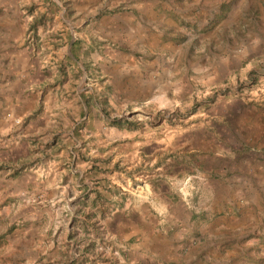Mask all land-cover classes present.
Listing matches in <instances>:
<instances>
[{"label": "rangeland", "instance_id": "obj_1", "mask_svg": "<svg viewBox=\"0 0 264 264\" xmlns=\"http://www.w3.org/2000/svg\"><path fill=\"white\" fill-rule=\"evenodd\" d=\"M141 1L0 0V84L44 96L0 123V264H128L139 231L176 256L184 229L215 264H264V0H173L195 10L162 11L157 44L95 43L102 16L150 22ZM73 37L83 80L57 51Z\"/></svg>", "mask_w": 264, "mask_h": 264}, {"label": "crops", "instance_id": "obj_2", "mask_svg": "<svg viewBox=\"0 0 264 264\" xmlns=\"http://www.w3.org/2000/svg\"><path fill=\"white\" fill-rule=\"evenodd\" d=\"M118 1L127 2V0H118ZM182 1H184L183 4L185 5L190 4L189 1L188 2H186V0H182ZM0 7H1V4H0ZM134 7L136 8L138 12L142 14L140 18L145 19L146 17L148 20H150V22H148L147 24L145 22L141 24L138 23L137 25L134 24L132 21L133 19L131 17V15L135 14V12L133 11L114 13L108 16H102V18H100L99 20H96L97 21L96 27L93 30L92 34L90 35L93 37L95 43L98 44L99 42L100 43L109 42L110 40H113V41L124 40L126 44L131 45L133 43L134 46L135 44L138 45L140 43H144V44L150 43L151 44L152 41H154L155 44H157L158 37L164 36L166 33L164 30H162L159 24L160 19L164 17L163 16L164 13H162V11L163 12L166 11V13L173 11L172 15L173 14L182 15V14H186V12L189 10V9L182 10V7L180 6V4H178V2H174L173 0H143L141 2H137L134 5ZM91 9H92L91 5L86 7L87 11L97 14V9H95L94 11H91ZM193 10H195L194 7L190 8L189 11H193ZM260 22H263V21L256 20L255 23H256V26L260 27V30H261L263 29V27L260 26L259 24ZM172 26H176V22L170 16L165 19V28L169 29ZM172 28L173 30H176V27H172ZM248 32H250V30H248ZM90 36L89 37L87 36V37L90 38ZM76 48H77V43H75L74 37H73L70 40L69 45H67L64 51L58 48H57L58 49L57 51L59 54V58L62 59L61 55H62V52H64V54L70 60V64L74 63L77 65V67L75 65L71 67L67 66L66 64L64 65V68L69 70L70 76L73 74L72 70L74 71V68H78V70L80 69L83 73V77L81 78L83 80L86 77V70L84 69L83 64H81L80 62H77L78 60L74 55ZM159 59L160 58H157V61H159ZM110 63L112 67L114 68L120 67V65L117 63H113V62H110ZM13 70L20 73L21 72L20 64L17 63ZM127 71H128L127 75H131V72L129 70H126V71L122 70L121 71L122 76H124V73ZM116 74L117 72L112 73V75H116ZM157 74L160 75L159 72ZM112 75L110 76V78L113 77ZM162 78L163 77H160L158 79L154 78L152 80L151 79L142 80L143 82L141 84H145V83L150 84L149 86H151V89L152 88L154 89L155 86L157 87L159 85ZM114 81H115V78H114ZM130 84L133 86L132 89L134 91L141 90V86L137 88L136 83L130 82ZM14 90H15V87L13 86V84H7V85H5V83L0 84V112H1L0 123L2 127L4 126L6 127L9 125V124H6L8 119L14 120L17 118L16 117L17 115L19 116V118H22L26 114H29V112L32 110L31 107L33 103L39 104V103H43L44 101L43 95H40L34 100L30 101L29 99H25L24 97H22L21 93L16 94ZM78 98L81 100L82 107L85 112V117H87L89 113V107L87 106V104L83 102L81 96H79ZM73 103L74 101L70 103L71 105L68 104L69 106L68 108H71ZM69 111H71V109H69ZM3 123H5V125ZM44 125L49 128L57 124L54 121L47 120ZM32 128L30 127L27 133L32 134V132L35 131ZM252 191L254 192L251 196V201L254 202V204H256V207H258V210L255 209L251 212L261 215V217H264V208L262 207L261 203H257L261 197V200L264 204V200L262 198V195H264V193L261 194V192H259L258 189H255V190L252 189ZM232 192L233 194L236 193L235 191H232ZM214 193H215L214 195L215 198L221 195V192L217 190V188H214ZM241 204L242 205H240L239 207L243 206V208L241 211H238L241 217L238 218L239 216L235 215V216H232V218H227L225 223L228 227L230 228L238 227L242 225V223L244 222L248 223L250 222V220L254 218V216L252 217L247 214L246 215L242 214V212L244 213V211H246V207H245L246 202H242ZM185 226H188V225L185 223ZM188 233L189 231L184 229L183 232L178 235L179 236L178 238L169 240V245L173 244V248L176 247L177 255L168 256V255H163V253L161 252L162 250L160 251L158 246L155 247V245L153 244L151 245L150 243L151 236L149 233H146V232L143 233L139 231L138 234H141V237H139L140 242L138 244L132 245V247L138 248L139 250H141V253L136 257V259L135 258L129 259L128 264H135V263L136 264H215L216 260L213 261L210 253L206 252V250H208L211 245H214V243L210 242V243H207L204 247H201V241H200L198 244H193L192 247H189V243L193 240L191 237H188L189 236ZM174 244H177V245L174 246ZM205 252L206 254L204 256Z\"/></svg>", "mask_w": 264, "mask_h": 264}]
</instances>
